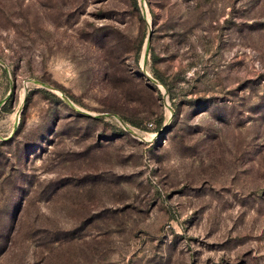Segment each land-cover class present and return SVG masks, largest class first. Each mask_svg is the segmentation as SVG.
I'll return each mask as SVG.
<instances>
[{"label":"rangeland","instance_id":"rangeland-1","mask_svg":"<svg viewBox=\"0 0 264 264\" xmlns=\"http://www.w3.org/2000/svg\"><path fill=\"white\" fill-rule=\"evenodd\" d=\"M0 264H264V0H0Z\"/></svg>","mask_w":264,"mask_h":264},{"label":"built area","instance_id":"built-area-1","mask_svg":"<svg viewBox=\"0 0 264 264\" xmlns=\"http://www.w3.org/2000/svg\"><path fill=\"white\" fill-rule=\"evenodd\" d=\"M147 126H151V123H147Z\"/></svg>","mask_w":264,"mask_h":264}]
</instances>
